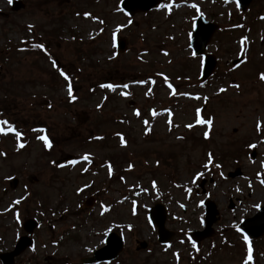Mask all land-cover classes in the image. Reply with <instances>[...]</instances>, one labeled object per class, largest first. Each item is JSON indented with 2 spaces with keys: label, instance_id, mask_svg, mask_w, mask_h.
I'll return each mask as SVG.
<instances>
[{
  "label": "rangeland",
  "instance_id": "obj_1",
  "mask_svg": "<svg viewBox=\"0 0 264 264\" xmlns=\"http://www.w3.org/2000/svg\"><path fill=\"white\" fill-rule=\"evenodd\" d=\"M14 1L24 8L12 12ZM122 1L0 0V119L22 133L19 141L14 133L0 135L5 153L0 156V253L12 250L24 234L21 224L34 219L33 245L15 264H80L111 231L124 240L123 252L111 264H243L247 245L236 229L264 205V81L259 79L264 74V0H252L244 11L234 1L163 0L175 7L129 17L120 10ZM199 16L219 25L205 50L216 67L204 83L200 57L189 49ZM113 32L116 42H124L121 53L113 47ZM35 44H43L48 54ZM53 61L70 76L76 101L69 102L68 82ZM163 76L177 95L170 94ZM139 80L145 83H135ZM101 83L130 87L114 93L101 89ZM149 88L152 94L145 96ZM120 91L131 95L121 97ZM197 108L202 119L212 120L210 126L196 124ZM39 128L45 131H33ZM41 135L50 149L37 139ZM249 144L257 145L254 160ZM86 153L91 163L80 160ZM108 164L111 176L102 166ZM236 169L240 178L226 177ZM197 173L213 178L205 183L204 195ZM22 197L20 204L12 203ZM206 199L217 208L216 223L211 238L193 248L189 234L202 229L201 201ZM155 203L167 212L165 225L173 232L168 246L157 243L156 228L147 220ZM101 205L109 208L103 215ZM140 241L147 243L145 250H137ZM255 246L252 264H264V236Z\"/></svg>",
  "mask_w": 264,
  "mask_h": 264
},
{
  "label": "water",
  "instance_id": "obj_2",
  "mask_svg": "<svg viewBox=\"0 0 264 264\" xmlns=\"http://www.w3.org/2000/svg\"><path fill=\"white\" fill-rule=\"evenodd\" d=\"M238 2L239 8L244 10L251 2V0H236ZM159 1L157 0H123L120 7L129 15H134L137 12H147L155 7ZM23 8L22 4L17 2L13 5V10L17 11ZM217 30V26L207 23L202 17L198 18L195 23L194 32L191 37V49L197 55H202L203 51L208 43L211 35ZM118 51L124 50V42L120 41L118 44ZM215 67V62L213 58L210 56L205 57V62L203 65L202 71V81L206 80L212 73ZM239 173L236 172L235 174H229L230 177H236ZM15 185V180H13ZM207 213H206V226H207V233L209 235V229L211 224L215 220V207L213 203L208 202L206 204ZM164 219H165V212L163 208L157 205L151 212H150V220L158 227V236L159 241H168L170 238L169 233L165 232L164 230ZM36 227V222L33 220H27L23 224V229L26 233L31 234L32 231ZM242 229L245 233L251 235L254 238L259 237L264 231V207L260 210V212L252 219L247 220ZM206 235V234H205ZM196 240L202 239L204 234H194ZM32 241L27 237H21L18 241L14 250L10 253L1 254L0 261L2 264H13V260L15 257L20 255L22 252L25 251L30 245ZM144 247V244L141 245ZM122 249V240L121 238L117 237L115 234H110L105 242V247L93 253V257L90 259L83 260V263H97V262H104L115 259L116 256L120 253Z\"/></svg>",
  "mask_w": 264,
  "mask_h": 264
},
{
  "label": "snow or ice",
  "instance_id": "obj_3",
  "mask_svg": "<svg viewBox=\"0 0 264 264\" xmlns=\"http://www.w3.org/2000/svg\"><path fill=\"white\" fill-rule=\"evenodd\" d=\"M225 3L228 2V0H224ZM9 3H12V0H9ZM191 7L193 8H196V5H190ZM173 7H175L174 4L172 3H162L159 5V8L162 9V10H171ZM198 10V9H197ZM122 11V9H121ZM85 17H89L90 14L89 13H84ZM261 19H264V17H261ZM129 24H131V20H129ZM33 26L32 25H28V28L29 30H31ZM120 30V26L117 27L116 31H119ZM191 36V34H189ZM244 41H242L243 43ZM112 44H113V47L116 46V33L113 32V36H112ZM34 48H37L39 49L40 51L44 52L46 55L48 54L47 53V50L45 49L44 45L43 44H35L33 45ZM191 47V45H190ZM241 51H243V49H241ZM164 55H167V53H164ZM191 55L193 57H196V53L195 52H192ZM112 57H110L111 59ZM200 61L201 63H203V57H200ZM52 67L55 68L59 74L60 77H62L66 82H68L67 84V96H68V99H69V102H74L77 100V97L74 95V92H73V87H72V84L70 82V76L68 74H66L65 71L61 70L59 68V66L57 65V63L55 61L52 62ZM158 76H162L163 74L162 73H157ZM177 79H179V77H177ZM260 80L264 81V74H261L260 77H259ZM163 82L167 85L168 89L170 90V94L171 95H177L178 93L175 91V89L173 88V85L171 83H169L168 81V77L167 76H163ZM135 83L137 84H140V85H143L145 83L144 80H139V81H135ZM148 83H151V84H155V81L154 80H149ZM232 87H235V88H239V85H236V84H233L231 85ZM99 87L101 89H106L110 92H116L117 89H128L130 87L129 84H126V83H101L99 85ZM91 90V89H90ZM220 92H224L225 89L221 88L219 89ZM152 94V89L149 88L146 92H145V96H149ZM119 95L121 97H128L131 95L130 92H125V91H120L119 92ZM179 95H187L186 93H179ZM193 99H201L199 96H196V97H192ZM105 100L107 99V97L104 98ZM204 99H207V98H204ZM102 105L100 104H97L96 107L97 109H100ZM49 108H51V105L49 104L48 105ZM133 115L139 117L141 115L140 111L138 109H134L133 110ZM150 115L155 117L157 115V113L154 111V110H150ZM168 115L171 116V112H168ZM123 123V121H121ZM144 125H148V121L147 120H144L143 121ZM169 124H171V121H168ZM207 123L209 126L212 124V120L209 118L207 120H204L201 118V109L197 108L196 109V124H205ZM0 125H3V127H0V135H7L8 133H14L15 137L17 138V141L20 140L21 136H22V133L17 131L14 126L7 122L6 120H2L0 119ZM185 127L191 129L193 127L192 124H188V125H185ZM256 129H257V132H260L261 131V122L257 121V125H256ZM33 131H36V132H41L43 133L45 130L43 128H39V129H33ZM116 135L119 137V140H120V145L123 147V146H126V141H125V138L123 137L122 134L120 133H116ZM204 138L207 139L208 136H209V133L208 131H205L204 132ZM179 139H182V137H178ZM37 139L38 140H42L43 141V146L45 149H50L52 147V144L51 142L49 141V139L47 138V136H44V135H41V136H37ZM94 139L96 140H101L103 139V137H100V136H97V137H94ZM260 143H264V140H261ZM18 146L20 148H23L24 147V144L23 143H19ZM257 145L255 144H249L248 147L249 148H255ZM5 155V153L3 152H0V156H3ZM80 160L86 162V163H91V157H90V154H84L83 156L80 157ZM209 163H211L212 161V157L211 155H209ZM78 161L76 160H71L69 161L70 164H76ZM59 167H63V165H58ZM102 166H106L108 168V174L109 176L112 175V166L110 164L108 165H102ZM204 167L207 169L208 167V164H205ZM215 167L217 169H219L221 167L220 164H216ZM132 168V165L129 164L128 166V170H131ZM261 168L264 169V161L261 162ZM85 171H87V169H84ZM197 177L201 176L202 174L201 173H197L196 174ZM261 175V173H257V176L259 177ZM221 176H223V174L221 173ZM123 179V178H121ZM261 185L264 186V180L261 181ZM85 187H87V185H85ZM156 185H155V182H153V188H155ZM249 187H251V185H249ZM78 192L80 191H83V189H77ZM188 191H191L190 189ZM24 199L23 197L21 199H18V200H14L12 203L14 205H18L21 203V200ZM203 203V201H201V204ZM133 204L135 205V202H133ZM181 207H183V205H181ZM256 207H259V205H257ZM101 209H102V212H101V215H103L104 213L108 212L109 211V208L104 206V205H101ZM65 211H67V209H65ZM15 219H16V222L17 224L20 223V219H19V213L16 212L15 214ZM149 223H151V221H149ZM129 231L131 230V225H128L127 226ZM238 232L240 231L239 228L236 229ZM110 231V229H109ZM107 231L104 233V235H107ZM244 239V242L246 245H248L247 249H246V256L243 260V264H252V260H253V250H252V247L249 243V239L247 236H244L243 237ZM103 243V241H101ZM192 247L193 248H196V244L195 243H192ZM33 251H35V249L33 248L32 249ZM90 250V249H89ZM174 255H176L174 253Z\"/></svg>",
  "mask_w": 264,
  "mask_h": 264
}]
</instances>
